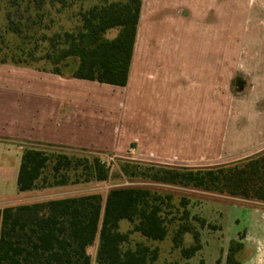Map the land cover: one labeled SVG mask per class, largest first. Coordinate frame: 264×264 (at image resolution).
<instances>
[{"label":"crops","instance_id":"obj_1","mask_svg":"<svg viewBox=\"0 0 264 264\" xmlns=\"http://www.w3.org/2000/svg\"><path fill=\"white\" fill-rule=\"evenodd\" d=\"M222 1L164 0L157 5L159 0H147L151 10L144 18L143 0L125 87L74 78L77 67L63 75L43 69L24 74L21 68L0 63V199H5V137L23 140L22 150L34 145L129 151L132 161L170 167L227 165L263 152L264 0L242 1L245 17L238 63L169 61L178 51L168 40L137 49L144 19L147 30L153 31L159 25L157 15L165 12L169 17L170 8L189 18L190 4L195 28L203 35L208 30L216 35L210 15L217 23V15L227 12L222 9L228 2ZM9 87L14 88L12 92L17 88L24 99L18 109L5 105ZM200 192L235 203L236 226L229 232L227 251L218 264H228L229 245L238 240L244 244L237 256L240 264H264V203Z\"/></svg>","mask_w":264,"mask_h":264},{"label":"trees","instance_id":"obj_2","mask_svg":"<svg viewBox=\"0 0 264 264\" xmlns=\"http://www.w3.org/2000/svg\"><path fill=\"white\" fill-rule=\"evenodd\" d=\"M31 1L37 6L50 1L56 3ZM57 2L63 3V0ZM142 3L143 0H117L81 10L77 31L50 38L53 47H60L56 55L45 56L52 61L51 71L63 75L67 60L77 57L79 63L72 77L127 86ZM13 4L16 6L18 0H13ZM6 62L0 60V63ZM141 165L149 168L138 174ZM123 170L130 177L142 175L154 183L264 203V151L236 163L214 167L125 162ZM109 173L110 167L99 157L90 159L27 145L23 148L17 185L19 191L25 192L105 181ZM172 199V194L151 188L126 186L112 188L106 197L95 192L0 208V264H93L90 248L97 238L96 264H154L159 249L144 243L129 247L131 234L139 232L149 240L161 241L177 220L173 244L185 259H190L203 245L200 231L189 220L195 219L203 228L216 226L204 217L192 215L187 198L181 199L183 211L176 216L171 210ZM122 220L132 223L133 228L123 232ZM186 234L193 238L189 246L184 245ZM243 248L241 240L232 241L227 263L240 264L237 256Z\"/></svg>","mask_w":264,"mask_h":264},{"label":"rangeland","instance_id":"obj_3","mask_svg":"<svg viewBox=\"0 0 264 264\" xmlns=\"http://www.w3.org/2000/svg\"><path fill=\"white\" fill-rule=\"evenodd\" d=\"M54 1H56L54 4L50 1L43 6H37L31 0H18V4L15 6L13 0H0V60L4 59L8 65L21 68L24 74L34 69L51 71L53 69L52 61L45 56L47 54L56 55L60 47H53L50 38L58 34L62 35L64 32L77 31L80 27L79 12L81 10L88 9L96 4L117 0H78L74 2L63 0V3L57 2L58 0ZM144 1L143 14L145 18L147 11L149 13L151 10V5L148 7L147 0ZM225 1L228 2V7L222 10H227V12L222 16L217 15V23H215L214 14L210 15L212 16V33L215 28L218 29L216 35H210L209 30L206 32L207 34L203 35L198 27L195 28L197 20L192 17L194 11L192 4H190L187 6L192 12L189 18L179 16L178 13L175 14L173 8H170L171 15L169 17L166 16L165 12L157 15L159 25L154 26L153 31L147 30L144 19L139 32L137 49L143 50L146 47L157 46L158 43L168 40V45L178 51L170 57L169 61L172 59V61L178 63L188 64H204L215 61L224 64L240 62L242 59V22L245 17L241 7L244 0H223L222 3ZM162 4H164V0H159V4L157 3V5ZM156 6L153 5L152 8L156 9ZM225 26H232V28L227 32H223L221 28ZM78 63L79 59L77 57H70L66 62L68 66L64 68V71L74 70ZM6 86L5 83V88ZM7 89H10L11 92L5 91V105L18 109L19 103H22L24 99L20 97L21 94H19L17 88V92H12L14 88L9 87ZM26 95L29 99V95ZM189 108V105H187V110ZM6 130L7 126L5 125ZM22 142L24 141L5 137V199H0V208L95 192L106 197L107 193L115 187L151 188L162 194H172L174 208L171 210L176 216H180L183 211V207L180 205L181 199L187 198L189 200L187 207L191 214L208 218L216 228H203L195 219L189 220L200 231V239L203 245V248L190 259H185L181 255L180 249H176L173 244L172 236L179 223L178 220L170 225L169 234L161 241L149 240L141 233L133 232L131 241L128 244L129 247H135L137 243H144L152 248L157 247L159 257L154 264H218L217 259L226 253L227 237L232 227L236 226L233 220L236 214L235 209H233L235 205L233 201L208 195L190 187L154 183L148 177L142 175L130 177L123 170L125 162H136L131 160L132 157L129 151L68 150L50 146L38 147L50 151L74 153L80 157L90 159L99 157L110 167L108 179L21 192L18 190L17 177L23 153L22 148H20ZM113 146H115V142L110 147ZM148 168L147 165H141L138 167V174L147 172ZM120 226L123 232H127L134 225L127 220H122ZM239 226H242V224H239ZM98 242L99 238H97L94 246L90 248V252L94 256L93 264H96L95 254ZM192 243V236L186 234L184 245L189 246Z\"/></svg>","mask_w":264,"mask_h":264}]
</instances>
